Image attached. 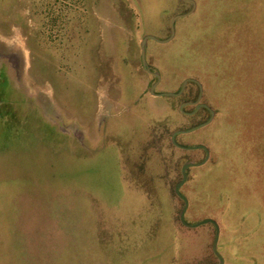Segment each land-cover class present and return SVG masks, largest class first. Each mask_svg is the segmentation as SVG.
<instances>
[{
  "label": "rangeland",
  "instance_id": "rangeland-1",
  "mask_svg": "<svg viewBox=\"0 0 264 264\" xmlns=\"http://www.w3.org/2000/svg\"><path fill=\"white\" fill-rule=\"evenodd\" d=\"M0 0V264H264V0ZM194 106L186 107L192 112ZM11 120H10V119ZM6 121L15 124L8 134ZM6 136H3V135ZM243 217H246L244 221ZM254 231V232H252Z\"/></svg>",
  "mask_w": 264,
  "mask_h": 264
},
{
  "label": "water",
  "instance_id": "water-1",
  "mask_svg": "<svg viewBox=\"0 0 264 264\" xmlns=\"http://www.w3.org/2000/svg\"><path fill=\"white\" fill-rule=\"evenodd\" d=\"M183 1H185L187 3H190L192 5V8L187 13H182V14H178V15L174 16V18L172 19V22H171V26H170L171 35H170L169 38H167L165 40H160V39H158L155 36L147 35L141 42L143 67L149 73H151L152 75H154L157 78V82L151 87V94L154 95V96H158V94L155 92V89H156L159 81L161 80V75L159 73L153 72L151 70L149 64H148V61H147V49H146L147 48V44H148L149 40H154V41H157V42H160V43H166V42H170V41H172L174 39L175 34H176V28H175L176 22L179 19L191 16L196 11V8H197V3H196L195 0H183ZM190 82H194V83H196L199 86V88H200L199 97H198L196 102H185V103L181 104L180 111L183 112V113H186L184 109L187 106L195 105L196 109L193 112H190L189 113L190 115H194L201 108H206L210 112V118L206 122H204L202 124H199V125H196V126L190 128V129H181V130H178V131L174 132L171 139H172L173 144L176 147L180 148V149L188 150V151L203 150V151H205L206 156H205V159L203 161H201V162L190 161V162H187V163H185L183 165L182 170H181L182 179L177 182V184L175 185L174 191H175V194L184 202V208L182 209L181 214H180V221H181V223L184 226H187V227H190V228H194V227L202 226V225L209 224V223L213 224L215 226L216 234H215V238H214V242H213V252L216 255V257L219 259V262H220L219 264H225L224 258L220 255V253L218 251V244H219L220 232H221V229H220V226H219L218 222L216 220H213V219H205V220H203V221H201V222H199L197 224H194V225L188 224L185 217H186V213H187V210H188V207H189V201L181 192L182 187L185 185V183L188 180V173H187L188 170L190 168L203 166L204 164H206L208 162L209 158H210V150L204 145L183 146V145H180L177 142V136L191 134V133H194V132H196V131H198L200 129H203V128L209 126L213 122V120L215 119L216 112L209 105L201 102V100L203 98L204 88H203V85L201 84V82L198 81L197 79H192V78L187 79L184 82V84L182 85L181 90L179 92H177V93H162V94H159V95L179 97V96H181L184 93L187 85Z\"/></svg>",
  "mask_w": 264,
  "mask_h": 264
},
{
  "label": "trees",
  "instance_id": "trees-1",
  "mask_svg": "<svg viewBox=\"0 0 264 264\" xmlns=\"http://www.w3.org/2000/svg\"><path fill=\"white\" fill-rule=\"evenodd\" d=\"M181 2H184V3H187V2H185V1H183V0H180ZM190 4V3H189ZM157 79V78H156ZM189 86H191V87H197V90L199 91L200 90V88H199V86L196 84V83H194V82H190L189 83V85H188V87ZM179 92V91H178ZM187 93V91L185 90L184 91V93L181 95V96H183L184 94H186ZM180 97V96H179ZM194 111V110H193ZM202 112H208V111H206L205 109H202V110H200V111H198L197 113H195L194 115H189V114H186L187 115V117H189V118H196V117H198ZM183 113V112H182ZM185 114V113H184ZM9 115V112H7V111H3V109L2 108H0V122H3L2 120H4V118L5 117H7ZM10 119V118H9ZM11 120V119H10ZM207 121V120H206ZM205 120L204 121H202V122H200V123H198V125L199 124H202V123H204V122H206ZM6 122H8L7 123V129L9 130V132H7L8 134H10L11 133V129L13 130L14 128H15V124H12V122H9V121H6ZM0 126H1V123H0ZM196 126V125H195ZM192 127H194V125L193 126H191V127H189L188 129H190V128H192ZM3 136H6L5 134L3 135ZM179 136H183V135H179ZM177 140H178V136H177ZM171 142V145H172V147H174V148H177L174 144H173V142H172V140H170ZM198 151H203V150H198ZM186 163V160L185 159H180L179 160V162H178V166L180 167V168H182L183 167V165ZM180 178H182V176L180 177ZM245 218L246 217H243V220L242 221H244L245 220ZM215 227V226H214ZM216 229V228H215ZM252 232H254V231H252Z\"/></svg>",
  "mask_w": 264,
  "mask_h": 264
},
{
  "label": "flooded vegetation",
  "instance_id": "flooded-vegetation-1",
  "mask_svg": "<svg viewBox=\"0 0 264 264\" xmlns=\"http://www.w3.org/2000/svg\"><path fill=\"white\" fill-rule=\"evenodd\" d=\"M152 70V69H151ZM153 71V70H152ZM153 72H155V71H153ZM151 74V73H150ZM189 85V84H188ZM188 85H187V87H188ZM153 86V85H152ZM187 87H186V89H187ZM185 89V90H186ZM199 93H200V90H199ZM198 97H199V95H198ZM198 99V98H197ZM197 99L195 100V101H191V102H196L197 101ZM185 103V102H184ZM183 104V103H182ZM191 106H194L195 107V109H196V106L195 105H191ZM187 107H190V106H187ZM194 109V110H195ZM202 109H205L206 111H208L206 108H201L200 110H202ZM199 110V111H200ZM186 112V111H185ZM193 112V111H192ZM190 112H186L185 114H189ZM208 113H209V118H210V112L208 111ZM190 115V114H189ZM208 118V119H209ZM183 146H186V145H183ZM178 148V147H177ZM178 149H180V148H178ZM180 150H183V149H180ZM205 152V151H204ZM206 154V153H205Z\"/></svg>",
  "mask_w": 264,
  "mask_h": 264
}]
</instances>
